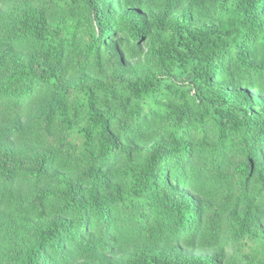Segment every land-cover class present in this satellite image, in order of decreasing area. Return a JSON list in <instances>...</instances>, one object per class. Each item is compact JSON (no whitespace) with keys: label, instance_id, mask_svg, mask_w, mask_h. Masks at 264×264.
Wrapping results in <instances>:
<instances>
[{"label":"trees","instance_id":"obj_1","mask_svg":"<svg viewBox=\"0 0 264 264\" xmlns=\"http://www.w3.org/2000/svg\"><path fill=\"white\" fill-rule=\"evenodd\" d=\"M0 264H264V0H0Z\"/></svg>","mask_w":264,"mask_h":264}]
</instances>
